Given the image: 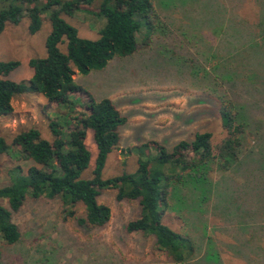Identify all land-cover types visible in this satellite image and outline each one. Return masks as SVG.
Listing matches in <instances>:
<instances>
[{
  "label": "rangeland",
  "instance_id": "rangeland-1",
  "mask_svg": "<svg viewBox=\"0 0 264 264\" xmlns=\"http://www.w3.org/2000/svg\"><path fill=\"white\" fill-rule=\"evenodd\" d=\"M99 2L92 0L90 4L80 5L71 15L62 14L79 37L92 40L98 37L104 23L102 16L94 14ZM217 2L153 0L164 33L152 32L146 37L142 25L136 33V49L131 55L114 56L103 68L85 74L75 72L72 77L81 90L70 94L66 105L49 102L39 93L14 96L11 111L0 114V136L8 146L0 157V185L8 182L6 171L10 167L19 165L25 169L31 164L20 147L12 144L13 135L33 127L40 137L50 141L48 122L51 119H56L66 133L72 126L64 117L86 112L88 96L95 100L110 99L125 118L118 128L119 140L106 157L101 172L104 178L122 171L132 172L136 168L135 147L148 142L170 150L179 140H190L195 132L201 131H208L212 142L217 141L223 130L214 105L215 96L205 90L207 82L203 76L223 68V59L219 58L222 55H217L216 47L224 41L234 43L233 40L239 39L232 36L230 29L224 32L219 30L221 26L213 25ZM227 4L222 20L228 22L229 18L242 26L248 23L250 32L255 33L256 3L243 0L232 11ZM42 18L33 34L27 31L25 13L17 24H7L0 32V61H18L6 78L27 80L31 74L27 60L45 55L44 39L49 31L47 12ZM243 38L248 40L246 35ZM253 47L245 43L230 62L236 58L251 60L250 66L253 62L254 68L245 71L252 80L253 88H249L253 96L264 101V67L258 64L256 57L261 55ZM60 49L63 51L64 46L60 45ZM211 49L214 58L208 60L207 51ZM224 52L221 53L225 55ZM238 72L242 74L244 70ZM201 98L203 101L198 102ZM235 99L247 104L253 101L242 89ZM260 109L250 111L249 126L263 121L264 111ZM84 143L93 158L95 145L90 132L86 133ZM260 143L252 130H246L243 136L246 153L256 144L264 148V136ZM147 148L151 154L155 153L153 147ZM252 154L241 161L238 172L234 168L220 171L213 167L208 173V183L203 186V198L199 195L200 186H186L167 195L168 206L163 210L162 222L190 236L199 252L204 248L217 251L216 258L209 262L199 258L193 264H264V162L261 166L260 161L250 159L256 157ZM91 168L92 162L81 176L89 177ZM224 184L230 186L222 188ZM97 199L109 207L110 215L104 225L89 227L79 226L75 221V217L83 215L80 204L73 207L75 217H65L59 199L26 197L11 215L19 232L18 240L6 244L0 239V264H162L169 261L164 252L156 249L151 236L125 231V223L138 215L136 200H116L114 189H104ZM222 209L231 210L235 215L228 216Z\"/></svg>",
  "mask_w": 264,
  "mask_h": 264
},
{
  "label": "trees",
  "instance_id": "trees-1",
  "mask_svg": "<svg viewBox=\"0 0 264 264\" xmlns=\"http://www.w3.org/2000/svg\"><path fill=\"white\" fill-rule=\"evenodd\" d=\"M91 1L0 0V32L7 24H17L23 13L27 19L29 34L39 29L43 13L47 12L49 22V31L44 39L45 55L27 60L31 69L27 80L14 81L6 78L17 67V60L0 61V114L9 113L11 99L26 92L39 93L49 102L66 105L70 102L69 95L81 90L73 80L75 72L85 74L90 70L103 68L114 56L131 55L136 49V33L142 25L145 27L146 37L152 32L164 33V26L154 9L153 0H100L94 13L104 18L98 37L93 40L81 38L62 14L71 15L80 5L90 4ZM242 1L218 0L213 25L221 26L219 30L223 29L224 32L230 29L232 36L239 39L233 40L234 43L224 41L216 47L217 55H222L219 58L223 59V68H217L208 76L204 73L203 76L207 82L205 90L215 96L214 105L223 130V135L217 141L212 142L208 131H201L195 132L190 140H179L170 150L148 142L150 144L135 147L136 168L132 172L122 171L104 178L101 172L106 157L119 140L118 128L125 122V118L110 99L95 100L88 96L86 112L63 116L64 121L72 126L66 133L56 119H51L48 122L52 136L50 141L40 137L38 130L33 127L22 129L13 135L12 144L20 147L24 158L31 164L25 169L19 165L10 167L6 171L8 182L0 185V239L6 244H13L18 240L19 232L11 215L20 208L26 197L59 199L65 217H73L74 205L80 204L83 215L74 216L77 225L102 226L107 222L110 210L97 198L104 189H114L116 200H136L138 204V215L125 223V231L151 236L156 249L169 258L168 262L162 264H193L199 258H205L207 263L216 258L217 251L214 248H204L199 252L200 248H195V242L190 236L165 225L162 213L168 206L167 195L174 190L200 186L199 195L203 198V186L208 183V173L213 167L220 171L234 168L238 172L241 161L252 153H256L252 154L256 157L250 159L260 161L261 166L264 162V148L260 145L256 144L248 153L243 149L246 130H252L259 143L264 136V119L261 124L258 122L249 126L252 121L250 111L256 108L264 111V101H259L252 95L249 88H253L252 80L247 78L250 73H245L254 68L253 62L252 66L249 65L251 60L242 58L230 62L245 43H251L256 54L261 55L256 57L258 64L264 67V53L261 50L264 49V0H252L258 7L254 11L257 21L254 25L255 33L250 32L251 25L248 23L242 26L235 20L229 21V18L228 22L222 20L226 3L232 11ZM243 35L248 40H241L244 39ZM60 45L64 46L63 51ZM222 50H225V55L221 53ZM207 56L208 60L209 57L214 58L212 49L211 52L207 51ZM239 70L244 72L239 74ZM239 89L253 98L252 103L235 99ZM262 92L264 95V88ZM202 101V98L198 99V102ZM87 132L91 133L95 145L93 158L84 143ZM147 147H153L155 153L151 154ZM7 148L4 138L0 136V157ZM90 162L91 175L82 177L81 173ZM225 184L222 188L230 186ZM219 194L220 191L218 196ZM221 211L228 212V216L235 215L231 210Z\"/></svg>",
  "mask_w": 264,
  "mask_h": 264
}]
</instances>
